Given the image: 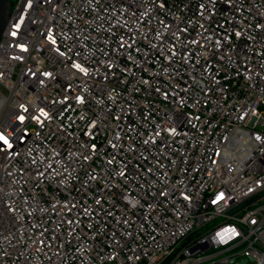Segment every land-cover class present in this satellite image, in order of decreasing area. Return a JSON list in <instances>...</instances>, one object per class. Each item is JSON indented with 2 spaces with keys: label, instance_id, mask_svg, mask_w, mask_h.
Here are the masks:
<instances>
[{
  "label": "built area",
  "instance_id": "1",
  "mask_svg": "<svg viewBox=\"0 0 264 264\" xmlns=\"http://www.w3.org/2000/svg\"><path fill=\"white\" fill-rule=\"evenodd\" d=\"M7 14L0 264H264V0Z\"/></svg>",
  "mask_w": 264,
  "mask_h": 264
},
{
  "label": "water",
  "instance_id": "2",
  "mask_svg": "<svg viewBox=\"0 0 264 264\" xmlns=\"http://www.w3.org/2000/svg\"><path fill=\"white\" fill-rule=\"evenodd\" d=\"M8 3L9 0H0V36L2 34V31L5 27L8 18V14H7Z\"/></svg>",
  "mask_w": 264,
  "mask_h": 264
},
{
  "label": "rangeland",
  "instance_id": "3",
  "mask_svg": "<svg viewBox=\"0 0 264 264\" xmlns=\"http://www.w3.org/2000/svg\"><path fill=\"white\" fill-rule=\"evenodd\" d=\"M229 264H253V261L250 257L241 255L232 260V262Z\"/></svg>",
  "mask_w": 264,
  "mask_h": 264
},
{
  "label": "snow or ice",
  "instance_id": "4",
  "mask_svg": "<svg viewBox=\"0 0 264 264\" xmlns=\"http://www.w3.org/2000/svg\"><path fill=\"white\" fill-rule=\"evenodd\" d=\"M21 119H22V118H21ZM0 140H3L5 144L8 143L7 139H6L4 136H2V135H0Z\"/></svg>",
  "mask_w": 264,
  "mask_h": 264
}]
</instances>
